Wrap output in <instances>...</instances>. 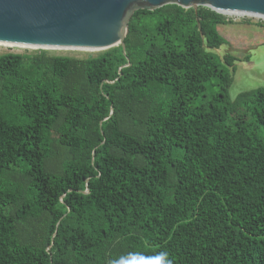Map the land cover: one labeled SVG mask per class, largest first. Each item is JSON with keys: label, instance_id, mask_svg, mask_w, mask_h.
Instances as JSON below:
<instances>
[{"label": "trees", "instance_id": "trees-1", "mask_svg": "<svg viewBox=\"0 0 264 264\" xmlns=\"http://www.w3.org/2000/svg\"><path fill=\"white\" fill-rule=\"evenodd\" d=\"M223 16L166 4L124 49L0 54V264H264V88L229 97Z\"/></svg>", "mask_w": 264, "mask_h": 264}, {"label": "water", "instance_id": "water-1", "mask_svg": "<svg viewBox=\"0 0 264 264\" xmlns=\"http://www.w3.org/2000/svg\"><path fill=\"white\" fill-rule=\"evenodd\" d=\"M166 4L204 6L264 17V0H0V42L37 48H90L121 45L138 9Z\"/></svg>", "mask_w": 264, "mask_h": 264}, {"label": "rangeland", "instance_id": "rangeland-1", "mask_svg": "<svg viewBox=\"0 0 264 264\" xmlns=\"http://www.w3.org/2000/svg\"><path fill=\"white\" fill-rule=\"evenodd\" d=\"M225 23L216 25L217 32L226 41L215 52L222 57L225 54L235 58L233 79L228 89L229 97L234 98L238 93L255 88H264V19L248 16H223ZM44 51L52 55H64L77 58L95 56L96 51L84 50H53L42 48H17L0 45V54L18 53L34 54ZM216 86L206 88L195 103L206 104L209 95ZM193 102V104H195Z\"/></svg>", "mask_w": 264, "mask_h": 264}, {"label": "bare ground", "instance_id": "bare-ground-1", "mask_svg": "<svg viewBox=\"0 0 264 264\" xmlns=\"http://www.w3.org/2000/svg\"><path fill=\"white\" fill-rule=\"evenodd\" d=\"M219 14L226 15V16H248V17H254L258 19H264L263 16H259L255 14H246V13L235 12V11H223L222 13H219ZM0 45L6 46V47H17V48H37V47H32V46H23V45H16V44L1 43V42H0ZM42 49L96 51L95 49H90V48H66V47H47V48H42Z\"/></svg>", "mask_w": 264, "mask_h": 264}, {"label": "clouds", "instance_id": "clouds-1", "mask_svg": "<svg viewBox=\"0 0 264 264\" xmlns=\"http://www.w3.org/2000/svg\"><path fill=\"white\" fill-rule=\"evenodd\" d=\"M159 264H171V261L167 259V256L165 253H161L159 255Z\"/></svg>", "mask_w": 264, "mask_h": 264}]
</instances>
